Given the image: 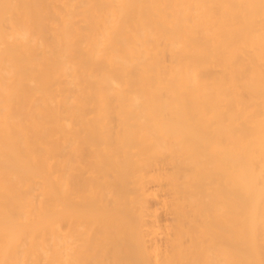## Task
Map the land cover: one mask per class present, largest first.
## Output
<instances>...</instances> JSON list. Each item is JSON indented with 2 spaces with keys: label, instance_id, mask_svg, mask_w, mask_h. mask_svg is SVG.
I'll use <instances>...</instances> for the list:
<instances>
[{
  "label": "bare ground",
  "instance_id": "6f19581e",
  "mask_svg": "<svg viewBox=\"0 0 264 264\" xmlns=\"http://www.w3.org/2000/svg\"><path fill=\"white\" fill-rule=\"evenodd\" d=\"M0 264H264V0H0Z\"/></svg>",
  "mask_w": 264,
  "mask_h": 264
}]
</instances>
